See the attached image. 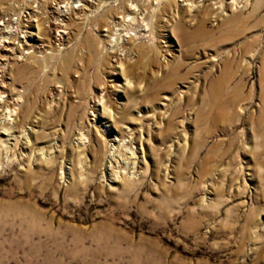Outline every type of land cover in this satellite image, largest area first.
<instances>
[{"label":"rangeland","instance_id":"obj_1","mask_svg":"<svg viewBox=\"0 0 264 264\" xmlns=\"http://www.w3.org/2000/svg\"><path fill=\"white\" fill-rule=\"evenodd\" d=\"M0 44V264H264V0H0Z\"/></svg>","mask_w":264,"mask_h":264},{"label":"bare ground","instance_id":"obj_2","mask_svg":"<svg viewBox=\"0 0 264 264\" xmlns=\"http://www.w3.org/2000/svg\"><path fill=\"white\" fill-rule=\"evenodd\" d=\"M6 26V25H5ZM6 28H8V27H6ZM8 31V30H7ZM9 32V31H8ZM7 38V37H6ZM9 39V38H8ZM8 39H6V40H8ZM4 41V40H3ZM3 41H1V42H3ZM5 42V44H4V51H7L8 53H10V54H7V55H5V57L4 58H2L1 60H3L4 62L5 61H7V59L8 58H10L11 56H9V55H14V51L15 50H17V48L16 49H14V42H11V41H4ZM1 45V44H0ZM0 64H2L1 62H0ZM7 64V63H6ZM6 68V67H5ZM5 81H4V79H1L0 80V119L1 120H5V123H3V125H7V124H9L10 123V125H11V122H13L14 121V119H12V117L15 115V111L14 110H12L11 109V107H10V105H9V103H8V99H5L4 98V94H5V92L3 91V89H5ZM18 100V99H17ZM12 103H14V102H12ZM14 105V104H13ZM17 106V105H16ZM14 107V106H13ZM15 109V108H14ZM15 117V116H14ZM16 120V119H15ZM3 125H1L0 126V143H4L5 142V145L7 146V144L9 145L10 144V142L11 141H14L13 139H11V136H12V134H11V132H9V130H7V129H5V127L3 126ZM14 136V135H13ZM2 137H6V139L5 140H3L2 139ZM16 137V136H15ZM15 139V138H14ZM17 139V138H16ZM19 139V138H18ZM14 144H15V142H14ZM4 145V147H6ZM17 145V144H16ZM10 146V145H9ZM9 150H10V148H9ZM7 152V151H6ZM10 152V151H9ZM9 152H7V153H9ZM127 165V164H126ZM129 169V168H128ZM106 170H108L107 168H106Z\"/></svg>","mask_w":264,"mask_h":264}]
</instances>
